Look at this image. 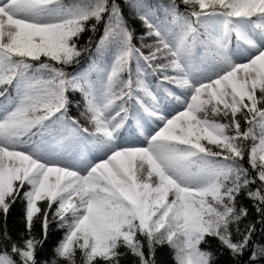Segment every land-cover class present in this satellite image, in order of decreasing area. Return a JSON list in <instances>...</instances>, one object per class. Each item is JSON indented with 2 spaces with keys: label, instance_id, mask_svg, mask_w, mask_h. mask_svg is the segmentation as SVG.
<instances>
[{
  "label": "snow or ice",
  "instance_id": "snow-or-ice-1",
  "mask_svg": "<svg viewBox=\"0 0 264 264\" xmlns=\"http://www.w3.org/2000/svg\"><path fill=\"white\" fill-rule=\"evenodd\" d=\"M0 213V264H264V0H0Z\"/></svg>",
  "mask_w": 264,
  "mask_h": 264
},
{
  "label": "trees",
  "instance_id": "trees-1",
  "mask_svg": "<svg viewBox=\"0 0 264 264\" xmlns=\"http://www.w3.org/2000/svg\"><path fill=\"white\" fill-rule=\"evenodd\" d=\"M173 87H175L173 85ZM245 166H248L247 164ZM23 207L20 202L16 203L14 206H12L9 210L8 214V227L9 231L13 233H17L20 231L23 227ZM38 215V214H37ZM3 226V214L0 213V227ZM40 226L37 224V230H39ZM51 233L54 237H59L62 235L63 230L53 228L50 226ZM163 259H166L169 264H174V258L171 249H167L166 253L163 254L161 257Z\"/></svg>",
  "mask_w": 264,
  "mask_h": 264
},
{
  "label": "rangeland",
  "instance_id": "rangeland-1",
  "mask_svg": "<svg viewBox=\"0 0 264 264\" xmlns=\"http://www.w3.org/2000/svg\"><path fill=\"white\" fill-rule=\"evenodd\" d=\"M206 143V142H205Z\"/></svg>",
  "mask_w": 264,
  "mask_h": 264
}]
</instances>
